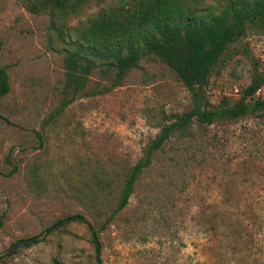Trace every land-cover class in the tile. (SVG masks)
<instances>
[{
  "label": "rangeland",
  "instance_id": "1",
  "mask_svg": "<svg viewBox=\"0 0 264 264\" xmlns=\"http://www.w3.org/2000/svg\"><path fill=\"white\" fill-rule=\"evenodd\" d=\"M101 4L51 14L0 0V254L37 236L0 264H264V115L191 121L152 152L113 211L128 170L189 93L149 56L119 79L94 56L82 88L63 92L73 28ZM229 50L205 86L214 105L237 99L254 66L264 71V30Z\"/></svg>",
  "mask_w": 264,
  "mask_h": 264
},
{
  "label": "trees",
  "instance_id": "2",
  "mask_svg": "<svg viewBox=\"0 0 264 264\" xmlns=\"http://www.w3.org/2000/svg\"><path fill=\"white\" fill-rule=\"evenodd\" d=\"M85 1L20 0L29 11L42 10L51 14L74 11ZM202 2L116 0L103 3L101 0L98 11L73 28L72 50L64 57L63 92L82 88L86 75L94 66V56L100 58L108 70H113L117 79L137 66L141 56H149L163 61L189 93L188 108L170 115L169 121L160 126L143 149L142 156L128 170L113 211L126 204L134 178L148 164L152 152L174 132L185 131L191 121L210 125L248 115H264V98L255 96L264 82V71H258L255 66L249 82L232 102L222 97L214 105L204 94L209 76L246 30H264V0H220L216 11L208 4L207 9L198 7ZM7 91V74L0 66V96ZM71 98L63 99L60 107ZM36 136L41 141L38 133ZM57 221L64 222V218ZM92 240H96L93 232Z\"/></svg>",
  "mask_w": 264,
  "mask_h": 264
},
{
  "label": "water",
  "instance_id": "3",
  "mask_svg": "<svg viewBox=\"0 0 264 264\" xmlns=\"http://www.w3.org/2000/svg\"><path fill=\"white\" fill-rule=\"evenodd\" d=\"M82 218L83 217L81 215L75 214V215H70V216L65 217L64 218V221H69L71 219L81 220ZM60 223H61V221H57L51 227H55V226H57ZM47 230H48V228H46L44 230V233L47 232ZM36 239H37V236L36 235H33V236H29V237H26V238H22V239H18L16 241H13L9 245L8 249L6 250V252L3 253V254H0V259H2L5 256L11 255L18 247L24 246V245H26L28 243H32ZM94 245H95V248H96V255L98 256V253H99V243H98L97 240L94 241Z\"/></svg>",
  "mask_w": 264,
  "mask_h": 264
}]
</instances>
